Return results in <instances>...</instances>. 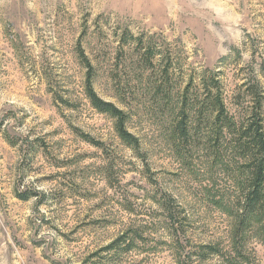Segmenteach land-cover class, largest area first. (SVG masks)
<instances>
[{
  "label": "rangeland",
  "instance_id": "374dc122",
  "mask_svg": "<svg viewBox=\"0 0 264 264\" xmlns=\"http://www.w3.org/2000/svg\"><path fill=\"white\" fill-rule=\"evenodd\" d=\"M126 28L176 59L171 100L130 63L112 78ZM80 48L139 152L92 106ZM208 71L246 121L248 89L264 96V0H0V264H264V226L239 218L243 156L212 117L176 134ZM126 235L130 250H106Z\"/></svg>",
  "mask_w": 264,
  "mask_h": 264
},
{
  "label": "trees",
  "instance_id": "16d2710c",
  "mask_svg": "<svg viewBox=\"0 0 264 264\" xmlns=\"http://www.w3.org/2000/svg\"><path fill=\"white\" fill-rule=\"evenodd\" d=\"M119 49V54L115 58V71H112V78L115 81L121 82L117 72L123 65L125 68L126 63H130L137 78L143 77L144 79L146 73L151 72V75L146 78L149 84L153 85L154 91L160 96L172 99L174 90L171 89L170 81L176 70L174 63L176 59L170 54V50L166 52L160 49L155 34L143 33L137 36L129 28H126L120 37ZM79 52L82 63L89 70L86 90L92 106L99 113L113 118L120 139L128 147L139 152L140 141L127 129L128 115L115 104L106 102L98 96L93 85L94 75L92 76V74L95 69L82 48ZM208 73L212 74V77L208 79L203 77L201 81L202 88L199 93L202 100L199 97L189 98L190 86L182 93L183 96L179 94V100L183 107L181 109L183 119L175 127L176 134L180 135L178 138L181 140L190 135L186 122L188 119L193 118V121L200 123L202 120L212 121L211 117L214 118L216 129H219L218 134L222 138L227 135L229 142L236 147L246 161L247 177L246 181L244 180L241 184L242 199L239 202L242 211L239 215L240 222L242 225L248 221L251 225L264 226V96L261 93L262 90L259 86L248 89L247 92L253 98L255 106L248 117L246 116V121L238 122L234 117L229 116L218 73L211 71ZM85 138L91 143L97 144L92 138L86 136ZM19 198L29 200L30 197L21 194ZM128 238V235L120 237L106 250L118 251L124 245L126 248L123 251L130 250V244H133L134 241ZM203 250L209 255H221L219 247L205 246ZM203 258L206 259L205 256ZM228 263L231 264L230 261Z\"/></svg>",
  "mask_w": 264,
  "mask_h": 264
}]
</instances>
